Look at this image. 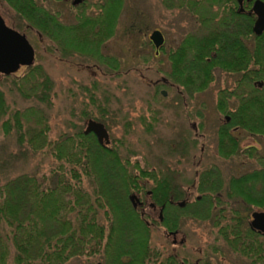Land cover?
Masks as SVG:
<instances>
[{
  "label": "trees",
  "instance_id": "obj_1",
  "mask_svg": "<svg viewBox=\"0 0 264 264\" xmlns=\"http://www.w3.org/2000/svg\"><path fill=\"white\" fill-rule=\"evenodd\" d=\"M163 1L167 8L176 2L180 6L187 4L184 0ZM11 2L23 15L16 18L17 27L24 30L23 34H32L34 30L30 27L37 29L32 43L38 57L47 10L37 0ZM85 3L77 7L80 10V24L77 25L80 36L73 40L72 49L58 47V50L63 57L77 54L103 64L108 62L117 68L115 59L102 55L100 48L104 37L114 36L124 0H98L88 6ZM92 9L96 12L91 13ZM199 23L202 26V18ZM211 31L209 37L204 33L189 32L175 49L168 51L170 72L168 79H162L163 84L203 92L214 80V71L237 75L242 68L237 49L222 46L227 42L222 33ZM258 57H264V51L259 50ZM1 77L0 132L14 137L20 146L26 144L27 150L50 157L51 166L47 174L20 173L0 179V264H70L81 258L84 264H94L98 256L103 258L101 264H193L187 256L156 248L151 242V227L130 205L132 193L145 194L148 190L151 200L157 204L179 201L186 196L175 176L161 174L157 168H142L138 162L132 164L123 154L131 121L124 122L122 137L111 136L112 147L100 145L93 134H84L82 126L74 133L48 139L47 108L52 105L53 83L44 64H35L34 60L23 76ZM246 80L236 77L232 89L218 91L216 108L230 116V121L221 124L217 130V153L224 159L236 155L237 140L231 134L233 127L241 125L250 133H264V82L262 87H254ZM241 83H249L247 89L255 93L238 96ZM9 94H18L33 104L25 108L13 106ZM231 98L239 101L236 104L238 110L229 107ZM97 108V116L84 109L82 117L99 121L111 131L107 110L101 105ZM258 161L259 170H264V159L260 156ZM131 168L138 173H132ZM164 170L171 169L165 165ZM200 178L198 192L201 199L197 202H204L205 206L196 208L197 217L211 220L217 229L216 236L225 238L242 257L252 259L257 245L260 256L264 250L262 241L253 238L245 228L240 230L241 220L247 217L240 215L237 208L231 207L229 211L226 231L221 228L223 209L219 207L222 205L219 178ZM202 179L206 181L202 182ZM147 180L152 181L150 186H147ZM226 194L233 200L235 196H241L249 210L251 205L264 206V175L230 177ZM154 225L172 227L167 216Z\"/></svg>",
  "mask_w": 264,
  "mask_h": 264
},
{
  "label": "rangeland",
  "instance_id": "obj_2",
  "mask_svg": "<svg viewBox=\"0 0 264 264\" xmlns=\"http://www.w3.org/2000/svg\"><path fill=\"white\" fill-rule=\"evenodd\" d=\"M85 1L82 3L88 6L98 0ZM37 2L48 10L58 11L61 20L66 23L71 22L73 15L80 11L71 8L70 3L63 0ZM163 2L124 0L116 32L101 50L104 56L115 59L117 68L108 62L103 64L94 58L76 54L63 57L56 44L42 40L40 55L36 57L35 54V64H44L45 72L53 83L52 105L47 108L50 125L48 139L74 133L80 126L84 130L87 119L82 117L81 112L86 109L97 116V106L101 105L107 110L108 123L111 124L108 146H114L111 136L122 137L124 122L131 121V129L124 139L126 148L123 154L130 158L132 164L138 162L142 168L162 171L167 165L170 171L179 174L176 182L182 190L190 187L196 172L215 169L226 182L230 176L259 168L260 163L254 157L235 155L224 159L217 153V130L224 119V114L216 108L218 91L222 88L232 89L236 75L214 71V80L203 92H192L171 83L163 84L162 79H168L170 72L168 51L175 49L187 33H204L203 23L202 26L199 23L200 18L203 19L202 15L193 13V10L190 12L189 4L180 6L176 2L167 8ZM90 12L95 13L96 10ZM3 15L11 27L24 32L17 27V17L5 11ZM154 29H159L165 38L163 50L158 55L149 40V34ZM27 33L26 37L33 46L35 36ZM25 71L22 68L12 75L21 77ZM162 91H165V95H162ZM8 99L18 108L33 104L18 94H9ZM235 106L236 100L231 98L229 107L234 109ZM232 133L243 138L242 144L254 145L259 155H264V136L257 137L256 141H247L245 132ZM24 146H20L14 137L0 132L1 180L20 173H48L50 157L27 150L26 144ZM130 171L138 173L132 168ZM146 184L150 186L152 181L147 180ZM198 194L197 188L191 200ZM140 198L144 199L145 194L141 193ZM228 210L221 215L229 217ZM249 213L246 209L244 215ZM180 217L177 242H180L181 237L185 241L175 247L179 254L193 262L197 250H216L215 254L209 255V260L215 264H249L244 258L229 251L220 237L216 236L217 229L211 220H192L184 213ZM160 228H151V242L158 249L171 250V237L163 235ZM192 255L194 258H191ZM101 263L103 258L98 256L94 264ZM70 264H84V259H75Z\"/></svg>",
  "mask_w": 264,
  "mask_h": 264
},
{
  "label": "flooded vegetation",
  "instance_id": "obj_3",
  "mask_svg": "<svg viewBox=\"0 0 264 264\" xmlns=\"http://www.w3.org/2000/svg\"><path fill=\"white\" fill-rule=\"evenodd\" d=\"M31 3L33 0H28ZM64 2H69L71 5V8L76 9L79 5H73V0H63ZM84 1V0H83ZM187 2V5L189 4L191 9L188 8L190 11L198 12L203 17V32L205 36H210L211 30H216V32H220L223 35V39H226L227 42L223 43L222 46L227 48H235L238 52V58L240 61V64L242 65V68L237 72V79L243 80L247 79L246 81L250 82L252 86L254 87H262L264 82V76L258 77L259 75H264V57L261 59L258 57L259 50L264 51V30L261 34H256L254 32V25L257 20V14L253 10V5L256 0H241L239 2L238 0H184ZM264 2V0H261ZM6 9V10H5ZM47 10V16H46V23H45V33L43 36V39L49 40L52 42V44H56L57 47L60 49L69 48L72 49V43L73 40L80 36L79 31L77 30V25L80 24L79 21V11L75 13L72 17V21L69 23L63 22L61 20V17L58 13V11H51ZM10 12L14 17H21L23 16L22 13H20L12 4L11 0H0V15L4 19L7 26L11 27L4 15L3 12ZM190 11V12H191ZM89 13V12H87ZM15 29V28H13ZM31 30L37 31L36 28L30 27ZM17 30V29H15ZM19 31V30H17ZM20 32V31H19ZM23 34V32H21ZM225 34H228L227 37H224ZM104 36V35H103ZM111 37H104L102 46L100 48V53L102 54L101 50L106 44V42L112 38ZM93 40L95 39L92 38ZM151 42V41H150ZM165 42V41H164ZM152 44V42H151ZM153 45V44H152ZM164 45V44H163ZM163 45L159 48L158 52L155 54H160V51L163 50ZM154 47V45H153ZM74 55V54H72ZM70 55V56H72ZM77 55V54H76ZM103 55V54H102ZM263 66V69H262ZM28 66L21 65L18 70L22 68H27ZM17 70V71H18ZM16 73V72H15ZM14 73V74H15ZM5 74H0V77ZM249 86V83H241L240 87L241 89L238 90L237 94L238 96H246L251 95L255 93L254 90L247 89ZM162 95H165V91L161 92ZM238 100L236 104H238ZM235 109L238 110V105L235 106ZM91 119V118H88ZM87 119V120H88ZM230 121V116L227 114H224L223 123H228ZM87 121L85 122V124ZM194 127V125H193ZM86 128V126H85ZM84 128V129H85ZM232 131L243 133L245 132L247 134V141H256L257 137L264 136L263 134H254L250 133L247 130H245L241 125H237L231 129V134L233 135ZM84 132V130H83ZM88 134H93L92 132ZM94 135V134H93ZM95 136V135H94ZM235 136V135H234ZM237 140V150H236V156H247V157H254L255 160L258 161V158L261 156L264 159V155H259L256 146L247 144H242V139L237 136H235ZM109 145V144H108ZM106 145V147L108 146ZM161 174H167L168 176H175L178 177V173L172 172V171H160ZM250 175H264V170L253 169L251 171H247L244 173H241L236 176H230V177H236L238 179L244 177V176H250ZM195 180L192 181V184L187 189L182 190L183 193L186 194V196L179 201H173L169 200L167 204L160 203L157 204L156 202L151 200V192L148 190L145 192V198L141 199V194H136L138 196L139 201L136 202V207H134L131 203V207L139 212L140 216L143 217L144 222L146 225H149L151 228H157L158 226H155L154 224L159 221L162 222L164 217L167 216L170 220V228H166L164 226H161L160 231L163 235L166 237H171V244L173 250V253H178V251H175V247L177 244H183L180 242H177V235L180 233V219L184 214H186L189 218L192 220H201L196 215V208H199L201 206H205L204 202H197L201 199L200 194L195 196L194 199L191 200V196L193 193L197 192V188L200 185V177H211V178H219L220 184H222V209L223 213L226 211V209H229L230 211L231 207H235L239 210L240 215H244V210H249L248 204L244 201V199L241 196H235V200L232 199V197H229L226 194V191L228 189V180L225 182L222 179L221 173L218 170L215 169H208L201 172L195 173ZM174 182V180H171ZM206 180L202 179V182ZM181 201H185L183 205H180ZM250 213L245 215L247 218L246 220H241V226L240 230L242 228H245V230L248 231L250 235L253 236V238L262 241V249L264 248V232L254 228L251 226V221L253 219L252 215L254 212H264V206H258V205H251V209L249 210ZM229 216V214H228ZM209 220V219H207ZM227 221V216L222 215V218L220 219L221 228H225V223ZM178 226V228H174L173 226ZM237 231V230H236ZM237 232L240 233L238 230ZM224 233V231H223ZM184 237H181V240L185 241L183 239ZM221 241L224 242L226 247L229 249V251L233 252L234 254H237L238 256L242 257L240 252L233 249L225 240V238L220 237ZM260 247L257 245L255 247V253L252 259L244 258L248 261L249 264H264V250L263 253L259 256L257 252L259 251ZM216 250H197L195 254L197 255L196 258L192 255L191 258L193 259V264H215L214 262H211L209 260V255L215 254ZM181 255V254H180Z\"/></svg>",
  "mask_w": 264,
  "mask_h": 264
},
{
  "label": "water",
  "instance_id": "obj_4",
  "mask_svg": "<svg viewBox=\"0 0 264 264\" xmlns=\"http://www.w3.org/2000/svg\"><path fill=\"white\" fill-rule=\"evenodd\" d=\"M241 2V0H238ZM83 0H73V5H79ZM253 10L257 14V20L254 25V32L261 34L264 30V2L256 0ZM149 40L154 45L156 53L164 44V35L159 29H154L149 34ZM35 51L25 34L10 28L6 25L0 15V74L10 75L17 72L21 65L31 66L34 62ZM92 132L98 143L106 146L110 143V135L105 125L94 119H88L84 134ZM129 200L134 207L139 201L138 196L132 193ZM185 201H181L183 205ZM251 226L264 232V212H254L252 215ZM183 240H180L182 243Z\"/></svg>",
  "mask_w": 264,
  "mask_h": 264
}]
</instances>
